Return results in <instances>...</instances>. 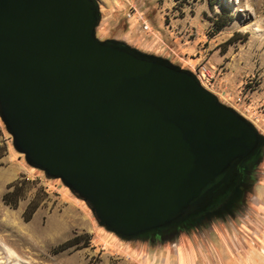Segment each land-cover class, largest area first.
I'll use <instances>...</instances> for the list:
<instances>
[{
	"label": "water",
	"instance_id": "obj_1",
	"mask_svg": "<svg viewBox=\"0 0 264 264\" xmlns=\"http://www.w3.org/2000/svg\"><path fill=\"white\" fill-rule=\"evenodd\" d=\"M98 0H0V116L123 240L222 210L264 136L190 71L101 41Z\"/></svg>",
	"mask_w": 264,
	"mask_h": 264
},
{
	"label": "rangeland",
	"instance_id": "obj_2",
	"mask_svg": "<svg viewBox=\"0 0 264 264\" xmlns=\"http://www.w3.org/2000/svg\"><path fill=\"white\" fill-rule=\"evenodd\" d=\"M98 1L97 38L192 72L264 136V0ZM16 183L23 197L12 208L3 197ZM242 184L201 221L123 240L61 180L28 164L0 116V264H264V146Z\"/></svg>",
	"mask_w": 264,
	"mask_h": 264
},
{
	"label": "trees",
	"instance_id": "obj_3",
	"mask_svg": "<svg viewBox=\"0 0 264 264\" xmlns=\"http://www.w3.org/2000/svg\"><path fill=\"white\" fill-rule=\"evenodd\" d=\"M9 187L13 188V190L11 192H7L4 195L3 200L6 204L11 205L12 208H17L20 198L23 197V189L21 186H19L18 183L12 184ZM33 204H34V202H32L29 205V208L26 211V214H28V216H26V214H25V220L26 221H29L37 210V206H34ZM73 245L74 244L67 242V243L62 244L58 250L64 251Z\"/></svg>",
	"mask_w": 264,
	"mask_h": 264
},
{
	"label": "flooded vegetation",
	"instance_id": "obj_4",
	"mask_svg": "<svg viewBox=\"0 0 264 264\" xmlns=\"http://www.w3.org/2000/svg\"><path fill=\"white\" fill-rule=\"evenodd\" d=\"M119 47H121V48H124V49H128V47L127 46H125V45H122V44H117Z\"/></svg>",
	"mask_w": 264,
	"mask_h": 264
},
{
	"label": "built area",
	"instance_id": "obj_5",
	"mask_svg": "<svg viewBox=\"0 0 264 264\" xmlns=\"http://www.w3.org/2000/svg\"><path fill=\"white\" fill-rule=\"evenodd\" d=\"M145 29L148 30V29H149L148 26H145ZM198 80H199V79H198ZM199 81L203 83V81L201 80V78H200ZM202 83H201V84H202ZM202 85H203V84H202Z\"/></svg>",
	"mask_w": 264,
	"mask_h": 264
}]
</instances>
